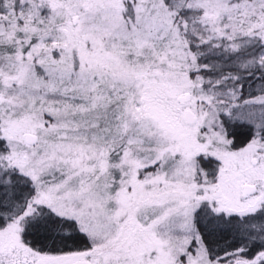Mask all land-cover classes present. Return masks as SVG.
Wrapping results in <instances>:
<instances>
[{"label":"snow or ice","instance_id":"1","mask_svg":"<svg viewBox=\"0 0 264 264\" xmlns=\"http://www.w3.org/2000/svg\"><path fill=\"white\" fill-rule=\"evenodd\" d=\"M0 264H264V0H0Z\"/></svg>","mask_w":264,"mask_h":264}]
</instances>
